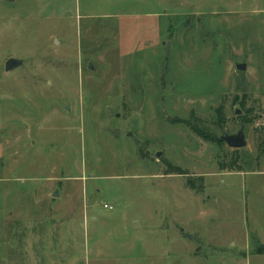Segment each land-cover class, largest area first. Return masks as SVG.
Listing matches in <instances>:
<instances>
[{"label":"rangeland","instance_id":"rangeland-1","mask_svg":"<svg viewBox=\"0 0 264 264\" xmlns=\"http://www.w3.org/2000/svg\"><path fill=\"white\" fill-rule=\"evenodd\" d=\"M262 139L264 0H0V264H264Z\"/></svg>","mask_w":264,"mask_h":264},{"label":"water","instance_id":"water-1","mask_svg":"<svg viewBox=\"0 0 264 264\" xmlns=\"http://www.w3.org/2000/svg\"><path fill=\"white\" fill-rule=\"evenodd\" d=\"M23 64H24V59H19L16 57H10L5 63V70L10 72V71H13L16 68L22 66ZM236 65H237V68L241 71H245L247 69V64L245 62H237ZM89 67L91 69L94 68L92 63H90ZM241 112L242 111L240 109L236 110L237 114H240ZM217 139L220 142L227 143L228 146H230L231 148H234V149L244 148L248 145V140L246 137L244 124H242V126L238 132L232 133V134L225 133V134L221 135L220 137H217ZM160 154H161V152H156L157 157H159ZM53 195L58 196L59 195L58 191L53 193Z\"/></svg>","mask_w":264,"mask_h":264},{"label":"trees","instance_id":"trees-1","mask_svg":"<svg viewBox=\"0 0 264 264\" xmlns=\"http://www.w3.org/2000/svg\"><path fill=\"white\" fill-rule=\"evenodd\" d=\"M216 140L218 141L217 138H216ZM219 142H220V141H219ZM259 149H260V152H261V153H264V140H263V139H262L261 142L259 143ZM172 172H174V173L176 172V173H180V174L182 173V171H181L180 169H176V168H175V169L173 170L172 168H170V169L168 170V173H172Z\"/></svg>","mask_w":264,"mask_h":264},{"label":"built area","instance_id":"built-area-1","mask_svg":"<svg viewBox=\"0 0 264 264\" xmlns=\"http://www.w3.org/2000/svg\"><path fill=\"white\" fill-rule=\"evenodd\" d=\"M106 207H108V205H105Z\"/></svg>","mask_w":264,"mask_h":264}]
</instances>
